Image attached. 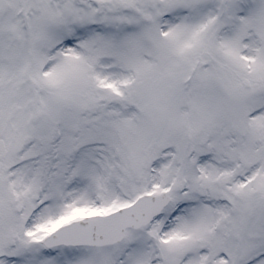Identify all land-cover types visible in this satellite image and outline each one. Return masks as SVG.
Wrapping results in <instances>:
<instances>
[{"label": "snow or ice", "instance_id": "6c2138e0", "mask_svg": "<svg viewBox=\"0 0 264 264\" xmlns=\"http://www.w3.org/2000/svg\"><path fill=\"white\" fill-rule=\"evenodd\" d=\"M0 264H264V0H0Z\"/></svg>", "mask_w": 264, "mask_h": 264}]
</instances>
